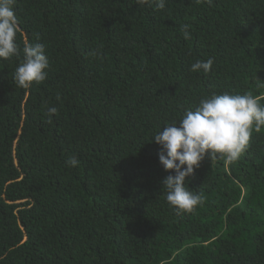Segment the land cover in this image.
<instances>
[{"label": "trees", "instance_id": "obj_1", "mask_svg": "<svg viewBox=\"0 0 264 264\" xmlns=\"http://www.w3.org/2000/svg\"><path fill=\"white\" fill-rule=\"evenodd\" d=\"M156 2L16 0L21 55L0 59V264H264V126L238 160L206 156L186 178L202 197L191 212L166 201L174 172L150 140L213 93L264 106V0ZM25 42L49 59L28 88L13 80Z\"/></svg>", "mask_w": 264, "mask_h": 264}, {"label": "clouds", "instance_id": "obj_2", "mask_svg": "<svg viewBox=\"0 0 264 264\" xmlns=\"http://www.w3.org/2000/svg\"><path fill=\"white\" fill-rule=\"evenodd\" d=\"M15 2L0 0V59L4 60L21 55ZM138 2L143 3L144 0ZM156 7L164 9V0H157ZM188 29L189 25L181 26L185 39L190 36ZM22 53L23 60L13 76L17 86L28 88L34 82H44L49 67L46 45L25 42ZM213 63L212 58L197 60L190 70L207 73ZM47 111L51 117L58 110L49 107ZM262 126L264 106L260 99L251 92L238 94L228 91L202 98L194 109L186 110L178 122L164 126L150 140L161 146L159 162L164 170L174 172L161 181L169 205L179 211H193L202 203V197L188 187L186 178L194 174L206 156L211 158L219 153L227 162L238 160L248 147L253 131L259 132ZM68 163L75 167L79 161L72 156Z\"/></svg>", "mask_w": 264, "mask_h": 264}]
</instances>
